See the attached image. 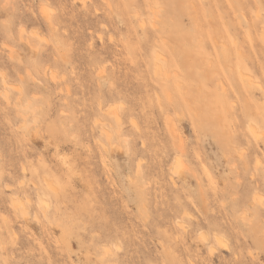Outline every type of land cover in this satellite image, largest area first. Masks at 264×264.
I'll return each instance as SVG.
<instances>
[{"label":"rangeland","instance_id":"1","mask_svg":"<svg viewBox=\"0 0 264 264\" xmlns=\"http://www.w3.org/2000/svg\"><path fill=\"white\" fill-rule=\"evenodd\" d=\"M262 203L264 0H0V264H264Z\"/></svg>","mask_w":264,"mask_h":264},{"label":"bare ground","instance_id":"2","mask_svg":"<svg viewBox=\"0 0 264 264\" xmlns=\"http://www.w3.org/2000/svg\"><path fill=\"white\" fill-rule=\"evenodd\" d=\"M145 1H146V0H145ZM46 15H47V13H46ZM46 15H44V16H46ZM44 16H43V17H44ZM47 17H48V16H47ZM141 20L143 21V19H141ZM144 20H145V19H144ZM155 20H156V19H155ZM53 21H54V20H53ZM53 21H51V22H53ZM142 21H141V22H142ZM48 22H49V21H48ZM143 23H144V22H143ZM152 23H153V22H152ZM156 23H157V22H156ZM52 24H54V22H53ZM144 25H145V23H144ZM52 26H53V25H52ZM141 26H142V24H141ZM143 27L145 28L146 25L143 26ZM21 33H22V32H21ZM23 33H24V32H23ZM35 33H36V32H35ZM21 35H22V34H21ZM21 35H20V37H19L20 39H22V38H25V39H26V38H27V37H25V36L22 37ZM36 35H37V33H36ZM38 35H39V34H38ZM26 36H27V34H26ZM32 37H33V35H32ZM35 37H36V36H35ZM37 37H38V36H37ZM28 38H31L29 34H28ZM26 40H27V39H26ZM42 41H43V40H42ZM25 43H26V42H25ZM26 44H29V42H27ZM29 46H30V44H29ZM30 47H31V46H30ZM32 47H33V46H32ZM32 47H31V48H32ZM37 48H38V47H37ZM33 50H34V49H33ZM35 51H36V50H35ZM32 53H33V52H32ZM36 53H37V51H36ZM156 53H157V56L154 57V59H155V68H156V73H160V72L162 71V66H161L160 63H159V62H160L159 59L157 60V57L160 58V57L158 56V52H156ZM156 53H155V54H156ZM33 54H34V53H33ZM9 55L13 58L14 51H13V50H10V51H9ZM239 56H240V55H239ZM240 59H241V58H240ZM238 60H239V59H238ZM156 61H157V62H156ZM158 61H159V62H158ZM239 70H240V69H239ZM242 70H243V68H242ZM242 70H241V71H242ZM241 71H240V72H241ZM239 75H242V73H241V74L239 73ZM243 75H244V74H243ZM243 75H242V76H243ZM245 76H246V75H245ZM245 76H244V77H245ZM238 77H239V76H238ZM240 78H241V76H240ZM241 79H243V78H241ZM244 79H245V78H244ZM2 81H3V83H4L5 85H7V81H6V79H2ZM224 86H225V85H223V90L225 91V90H226V87H224ZM224 88H225V89H224ZM227 89H228V88H227ZM167 94H168V93H167ZM2 95L4 96V97L2 96L3 99L6 97V98H5V102L7 101L8 105L11 104V103H10V98L8 97V91H7V89H5L4 94H2ZM188 98H189V97H188ZM189 99H190V98H189ZM189 101H190V100H189ZM189 101H188V102H189ZM191 106H192V105H191ZM18 113H19V112H18ZM217 113H218V112H217ZM22 114H23V113H22ZM22 114H21V112H20V115H22ZM22 118H24V117H22ZM219 118H220V117H218V119H219ZM24 121H25V122H24V125L26 126V125H27V124H26V121H27V120L24 119ZM220 122H221V119H220ZM217 123H218V122H217ZM174 133H175V132H174ZM175 136H176V134H175ZM177 136H178V135H177ZM177 136H176V137H177ZM178 162L180 163L181 161L179 160ZM139 166H140V165H139ZM139 166H138V167H139ZM48 185H49V184H47V186H48ZM49 188H50V187H49ZM51 189H52V188H51ZM51 189H50V190H51ZM52 191H53V190H52ZM53 193H56V192H53ZM256 197H259V196L257 195ZM259 198H261V197H259ZM254 200H255V198H254ZM254 200H253V201H254ZM256 200H257V199H256ZM254 202H255V201H254ZM254 202H253V203H254ZM260 202H261V200H260ZM41 204H42V203H41ZM262 204H263V203H262ZM19 205H20V204H19ZM19 205H18V206H19ZM263 205H264V204H263ZM43 206H44V205H43ZM16 208L18 209V207H16ZM20 208H21V206H19V210H20ZM25 209H26V208H25ZM42 209H43V207H42ZM22 211H23V210H22ZM22 211H20V212L22 213ZM26 211H27V210H26ZM43 211H46V210H43ZM21 213H20V214H21ZM26 215H27V212H26ZM36 215H37V214H36ZM44 215H46V213H44ZM37 216H38V215H37ZM47 216H48V215H46V219H47ZM48 220H49V219H48ZM216 238H217V237H216ZM220 238H221V237H220ZM218 239H219V238H218ZM221 239H222V238H221ZM216 240H217V239H216ZM218 241L221 242L220 240H217V242H216L217 244H219ZM222 244H225V241H224ZM226 245H227V243H226ZM226 245H225V246H226ZM222 246L224 247V245H222ZM222 246H221V247H222ZM223 247H222V248H223ZM210 248H211V246H210ZM212 248H213V245H212ZM214 248H215V247H214ZM224 248H225V247H224ZM212 250H213V249H211V251H212ZM105 252H106L105 254H107V251H105Z\"/></svg>","mask_w":264,"mask_h":264}]
</instances>
